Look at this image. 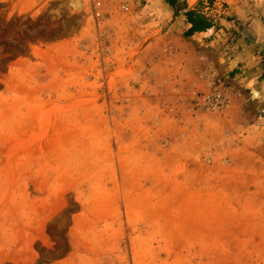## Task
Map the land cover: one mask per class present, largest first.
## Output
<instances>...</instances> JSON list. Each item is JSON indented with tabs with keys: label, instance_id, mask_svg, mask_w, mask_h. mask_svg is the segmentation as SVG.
I'll return each instance as SVG.
<instances>
[{
	"label": "rangeland",
	"instance_id": "374dc122",
	"mask_svg": "<svg viewBox=\"0 0 264 264\" xmlns=\"http://www.w3.org/2000/svg\"><path fill=\"white\" fill-rule=\"evenodd\" d=\"M164 4L0 0V264H264V2Z\"/></svg>",
	"mask_w": 264,
	"mask_h": 264
},
{
	"label": "trees",
	"instance_id": "16d2710c",
	"mask_svg": "<svg viewBox=\"0 0 264 264\" xmlns=\"http://www.w3.org/2000/svg\"><path fill=\"white\" fill-rule=\"evenodd\" d=\"M165 2L175 10V16H179L180 12L186 9L185 7H178L180 3L179 0H165ZM182 16L185 17L188 24L191 25V28L187 32L188 36H192L195 33L206 32L214 27L213 23H211L206 17L195 11L185 12Z\"/></svg>",
	"mask_w": 264,
	"mask_h": 264
},
{
	"label": "crops",
	"instance_id": "0c3cea01",
	"mask_svg": "<svg viewBox=\"0 0 264 264\" xmlns=\"http://www.w3.org/2000/svg\"><path fill=\"white\" fill-rule=\"evenodd\" d=\"M163 2L165 3V4H164V6H166V7H165V10H166V12L169 14V16L174 15V10H173V8H172L171 6H169V5L165 2V0H163ZM179 2H183V3L186 2V3H187V7H185L186 9H185L184 11L181 12L182 15H183L185 12L196 10V9H195V6H193V5L191 4V0H179ZM256 6H257V5H256ZM182 18H185V17L182 16ZM190 28H191V25L188 24V25H187V28H186V32H188ZM214 30H215V26H214L212 29L207 30L206 32L195 33V34L192 35V36L195 37V36H199V35H206L207 32L214 31ZM245 61H246V60H245ZM250 65H251L250 62H246V65L243 66L241 69L244 70V71H245L246 69H252L253 67L250 66ZM246 72H247V71H245L243 74H246ZM254 72H255V73H254ZM253 73H254V74H253V77H252V81L250 80V82H249L246 78L243 77L244 75H239L240 77H237V78L241 80L240 82L245 83V85H247L246 87H248L250 84H253V83L256 81L257 78L260 79V80H263V78H264V62H263V64H262V66H261V70L258 69V70H256V71H253ZM256 75H258L259 77L256 76ZM255 76H256L257 78H256V79H253V78H255ZM242 78H244V79H242ZM258 92H259V91H258ZM259 93H260V92H259ZM260 94H261V93H260Z\"/></svg>",
	"mask_w": 264,
	"mask_h": 264
},
{
	"label": "flooded vegetation",
	"instance_id": "af4514ba",
	"mask_svg": "<svg viewBox=\"0 0 264 264\" xmlns=\"http://www.w3.org/2000/svg\"><path fill=\"white\" fill-rule=\"evenodd\" d=\"M252 6L255 8L254 5H252ZM253 7H252V10H255ZM246 13H248V12H246ZM244 30H246V33L249 36H255V38H257L259 36L260 37L259 43L263 44L262 47L264 49V24L261 21L256 20V22H254L252 24H249L247 26L245 25Z\"/></svg>",
	"mask_w": 264,
	"mask_h": 264
},
{
	"label": "bare ground",
	"instance_id": "6f19581e",
	"mask_svg": "<svg viewBox=\"0 0 264 264\" xmlns=\"http://www.w3.org/2000/svg\"><path fill=\"white\" fill-rule=\"evenodd\" d=\"M261 1L264 2V0H261ZM254 97H255V98H258V97H259V94H258L257 92H255V93H254Z\"/></svg>",
	"mask_w": 264,
	"mask_h": 264
}]
</instances>
